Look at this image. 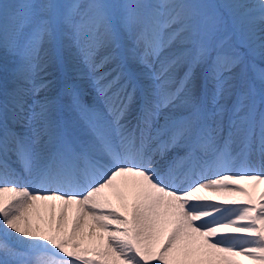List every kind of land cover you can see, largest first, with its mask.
Returning a JSON list of instances; mask_svg holds the SVG:
<instances>
[{
	"label": "snow or ice",
	"instance_id": "snow-or-ice-1",
	"mask_svg": "<svg viewBox=\"0 0 264 264\" xmlns=\"http://www.w3.org/2000/svg\"><path fill=\"white\" fill-rule=\"evenodd\" d=\"M62 49L120 61L105 113L63 88L87 139L37 83ZM257 60L264 0H0V264H264Z\"/></svg>",
	"mask_w": 264,
	"mask_h": 264
},
{
	"label": "bare ground",
	"instance_id": "bare-ground-1",
	"mask_svg": "<svg viewBox=\"0 0 264 264\" xmlns=\"http://www.w3.org/2000/svg\"><path fill=\"white\" fill-rule=\"evenodd\" d=\"M249 3L253 2V0H248ZM106 54L104 50H101L95 57L96 63H101L103 56ZM80 57L74 49H62L55 58L49 63V66L47 70L40 74V77L37 78V83L40 82V78H43L46 81H51L50 87L46 93H41V96L47 95L49 98L57 100V104L55 106V112H54V119L58 121L61 128L63 130H66V133L69 136L72 137H78L81 139H87L88 138V129L84 123L83 120L72 111L68 105L70 103V100L67 96L63 95V88L65 85L71 83L67 82L63 77L55 76L54 71L57 74V69L55 68L56 64L55 61L58 64V68L60 73L63 75H73L76 77L73 79L75 81L76 88L80 91L81 95L84 97L86 102H89V104L95 108L100 113H105L107 111L106 108V101L102 94L98 92V88L105 85L104 83H97V78L100 77V73H108L109 75L107 78H109L108 81H111L115 78L117 74V65L120 63L119 60H116L111 63H105V67H103L100 70L89 72L87 68H83L82 66H77L76 63H74L75 58ZM64 61L66 65H68L67 73L65 72V66ZM72 62V65L74 67L69 68L70 64ZM9 66L11 65V61L9 60L7 62ZM42 76V77H41ZM72 84V83H71ZM74 85V84H73ZM5 87H10L11 82L7 81L5 82ZM116 91V87L112 88L111 91L108 93V95H111L113 92ZM140 98V93L138 91L137 93V100ZM232 103L231 100L227 101V104L230 106ZM135 107L136 105H133V114L135 113ZM135 121L133 120V123ZM173 154V153H171ZM12 163V167L17 171L22 173V166L18 163H16L13 159V161H10ZM234 171L239 170V165H237L236 168L233 169ZM254 170L257 171H264V167L260 165V163H255ZM245 187H249V185L245 184ZM251 190V189H250ZM259 191H264V186H261L257 190V194ZM205 195H209L208 193H205ZM114 205L116 204L115 197L112 198ZM221 197H213V200H219ZM51 205H45L43 203L38 204L35 209H29L28 215L32 219L33 225L36 224H47L51 221ZM60 211V207L57 204L56 206V213L58 214ZM71 215V213H70Z\"/></svg>",
	"mask_w": 264,
	"mask_h": 264
},
{
	"label": "rangeland",
	"instance_id": "rangeland-1",
	"mask_svg": "<svg viewBox=\"0 0 264 264\" xmlns=\"http://www.w3.org/2000/svg\"><path fill=\"white\" fill-rule=\"evenodd\" d=\"M249 2V1H248ZM75 63H77V65L79 66H85L86 64H84L82 61H81V58H75ZM72 63V62H71ZM257 64H261L262 66H264V64H262V62L260 60H257ZM105 66V65H103ZM70 67V66H69ZM102 68V67H101ZM102 76V75H101ZM101 81L103 82H108V81H105V79H101ZM88 103V102H87ZM89 104V103H88Z\"/></svg>",
	"mask_w": 264,
	"mask_h": 264
}]
</instances>
